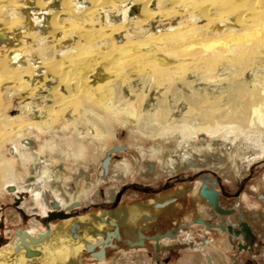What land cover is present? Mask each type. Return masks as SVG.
Segmentation results:
<instances>
[{
	"label": "bare ground",
	"instance_id": "bare-ground-1",
	"mask_svg": "<svg viewBox=\"0 0 264 264\" xmlns=\"http://www.w3.org/2000/svg\"><path fill=\"white\" fill-rule=\"evenodd\" d=\"M257 4L0 0V201L32 194L31 211L44 216L89 206L111 170L118 178L129 172L131 163L113 164L122 150L110 143L118 127L152 143L136 146L140 174L153 176L160 163L172 175L211 170L246 178L253 162L264 160V2ZM92 174L97 179L89 183ZM204 184L215 186L197 180L190 193L172 189L147 203L70 216L48 230L35 223L0 248V264L117 261L122 251L114 240L129 251L166 253L163 241L179 230L149 237L152 216L180 214L176 201L188 194L197 205L190 226L204 230L198 249L225 251L238 237L215 222L200 195ZM221 204L239 212L236 224L243 220L260 234L237 203L228 206L221 196ZM252 215L261 219L255 209Z\"/></svg>",
	"mask_w": 264,
	"mask_h": 264
},
{
	"label": "rangeland",
	"instance_id": "rangeland-1",
	"mask_svg": "<svg viewBox=\"0 0 264 264\" xmlns=\"http://www.w3.org/2000/svg\"><path fill=\"white\" fill-rule=\"evenodd\" d=\"M211 1L214 2L216 0ZM257 1L258 6L264 2V0ZM211 4V7L215 5V3ZM16 101L17 99L14 102ZM110 143L111 147L122 148V150L112 155L113 164L117 165L121 162H129V164L131 163V166L128 167L129 172L121 174V177L118 178L116 176L117 172L111 170L109 178L104 180L101 186L96 189V192L91 194L93 202L89 206L86 207L76 204L70 211H67L72 213V217L89 216L100 211L113 212L121 206L133 203L134 201L147 203L155 199L159 194H166L170 192L169 190H178L180 187L188 188L190 193L194 182L197 180H209L215 182L214 188L221 192V196L225 199L226 205L232 206L234 203H237L238 209L245 210L248 219L259 229L260 238L258 237V240L255 241V248L253 250H242L238 245L237 250H234V244L232 242L231 244H225V254L223 253L225 251L220 252L219 250H215L217 248L198 251L200 244L199 238L202 230L199 226H190V221L194 216V210H196L197 205L188 194L185 199L178 198L176 201L175 206L176 208H180V214L159 213L153 215V227L148 234L149 237L153 238L159 234H167L171 230H179L180 233L182 229L192 227L195 228V231L191 233L194 244L186 242L183 239V235L185 234L182 233L180 242H175L176 248L174 250L166 254L161 253L162 255L156 258L155 255L150 256L145 252L147 250L144 249L137 250L138 252L135 250H125L123 245L121 246L117 240H114V243L112 242L111 244L120 245L119 249L122 251L121 256L117 261H98L99 264H150L156 259H158L159 264H205V256H203L205 254L211 255L212 258L215 257L214 264H234L233 262H236L235 264H264V223H262L264 221V199H260V196H264V160L253 162L250 173L242 180H238L230 174L224 176L211 170L195 172L183 171L179 175H172L164 171L160 163H157L155 174L152 176L148 173H138L135 167V163L141 157L140 152L136 150V146L139 145V147L149 148L152 145L151 142H144L138 136H131L129 130L118 127L115 137L111 138ZM89 156L95 163L98 161L94 152H89ZM105 159L103 160L104 162H106ZM95 167L96 172L101 171L102 167L100 164ZM96 179V175L92 174L89 183L94 182ZM71 188L72 190L76 188L74 183H72ZM84 189L89 191L87 184L84 186ZM112 189H115L117 193V198L114 201L110 200ZM32 197V194L22 193L20 195H14L9 193L0 201V248L16 240H21L25 235L29 234V231L33 229L35 223L40 226L41 230H48L51 226L57 225L61 221H52L47 225L44 219L49 214L44 216L40 212L39 214L38 212L31 211V207L35 204ZM39 209L41 210V208ZM250 209L257 210L260 213L261 219H253L252 210ZM56 211H59V209L55 208L53 212ZM213 212L216 215L215 222L220 224L224 223L223 220L235 221L239 213L236 211L230 216L220 217L214 210ZM202 235H204V231ZM101 239L105 241L103 236ZM168 239L176 240V238L169 236L163 241L167 246V243L173 244L171 240L167 242ZM150 242L152 244L155 243L153 241Z\"/></svg>",
	"mask_w": 264,
	"mask_h": 264
},
{
	"label": "water",
	"instance_id": "water-1",
	"mask_svg": "<svg viewBox=\"0 0 264 264\" xmlns=\"http://www.w3.org/2000/svg\"><path fill=\"white\" fill-rule=\"evenodd\" d=\"M200 195L208 200L213 210L220 217L230 216L235 211L233 209H227L222 207L221 204V192L214 188L213 186H209L207 184L202 185L200 188ZM72 215V213H68L63 210H59L56 212L49 213L48 217L44 219V222L48 225L52 221L67 219ZM219 227L223 232H227L230 235H235L237 237L241 236L243 241L246 243L255 242L258 240V236L255 235L251 229V227L243 220H240L238 224L235 223H221ZM242 241H240L241 244ZM243 247H240V249ZM245 249V248H244Z\"/></svg>",
	"mask_w": 264,
	"mask_h": 264
},
{
	"label": "flooded vegetation",
	"instance_id": "flooded-vegetation-1",
	"mask_svg": "<svg viewBox=\"0 0 264 264\" xmlns=\"http://www.w3.org/2000/svg\"><path fill=\"white\" fill-rule=\"evenodd\" d=\"M218 190V189H217ZM170 191V190H169ZM169 191H167V192H169ZM165 193V192H164ZM235 211V210H234ZM48 217V216H47ZM46 217V218H47ZM229 219V218H228ZM60 221V220H59ZM223 222L224 223H237V221L235 220V221H226V220H223ZM194 227V226H193ZM196 227V226H195ZM251 227V226H250ZM202 231V233H203V228L202 227H199ZM195 228H192V227H190L189 229H187V228H184V229H182L181 231H180V233H179V235H178V238L176 239V240H174V239H168V241L167 242H169V240H171V241H173V244H170V243H167L168 244V246H170V249L169 250H167V252H170V251H172V250H174L175 248H176V243L175 242H180V236H182V233L183 234H185V235H183V239L186 241V242H188L189 244H194V241H193V238L191 237V233L192 232H194L195 230H194ZM251 229H252V227H251ZM187 231V232H186ZM252 231H253V229H252ZM202 233H200V238H199V242H200V240L202 239V237H203V235H202ZM253 233L255 234V235H257L254 231H253ZM259 238H260V236L259 235H257ZM170 241V242H171ZM240 241H242L241 242V244H240ZM105 242L106 243H108L109 241H107V238H105ZM175 243V244H174ZM233 244H234V250L236 249L237 250V245L239 246V248L240 247H243V249L245 248L246 250H253L254 248H255V242H249V243H246V242H244L243 241V238L240 236V237H238V242H235V241H233ZM206 249H208V248H206ZM242 249V248H241ZM242 249V250H243ZM198 251H201V250H198ZM145 252H147L150 256H156V258H158L160 255H162L161 253H159L158 251H156V250H153V251H151V252H148V251H145ZM166 252V253H167ZM165 253V254H166ZM230 256V255H229ZM231 257V256H230ZM155 264H159V261H158V259H156L155 261ZM154 262H151L150 264H154ZM234 264L236 263V262H233Z\"/></svg>",
	"mask_w": 264,
	"mask_h": 264
}]
</instances>
